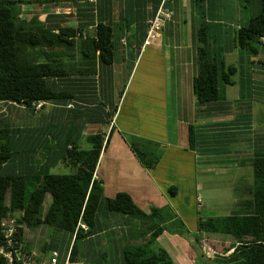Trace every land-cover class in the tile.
Returning a JSON list of instances; mask_svg holds the SVG:
<instances>
[{"label":"crops","instance_id":"crops-1","mask_svg":"<svg viewBox=\"0 0 264 264\" xmlns=\"http://www.w3.org/2000/svg\"><path fill=\"white\" fill-rule=\"evenodd\" d=\"M39 1V23L55 30L77 28L76 41L92 35L97 23L113 26L114 59L110 64L96 61L94 72L84 71L91 64H83L75 50L72 73L53 79L64 93L62 98L42 101L39 110L22 106L26 110H20L23 124L10 129L11 135L17 136L9 138L13 157L4 170L23 173L25 186L29 180L32 190L46 174L75 173L74 161L65 157L66 148L89 149V136L100 133L103 149L93 176L102 181L103 196L126 192L150 217L109 211L103 201L92 232L78 241L82 248L77 246V261L69 260L74 235L43 222L23 226L25 249L44 262L57 250V264H84L88 260L103 264V257L108 256L115 264L121 260L123 248L143 243L158 228V214L156 218L151 215L154 207L165 210L169 216L166 225L171 228L177 218L187 228L184 216L194 217L191 228L195 231L197 170L208 160L198 148L214 142L237 145V152L241 146L243 151L264 153V45L256 55L248 56L234 41V30L255 8L246 10L241 0H168L172 20L150 45L143 46L147 24L161 0ZM52 1L57 6L54 10L49 7ZM226 23L235 25L223 26ZM203 25L211 55L223 54L226 64L238 68L233 83L220 86L219 97L204 103L198 101L192 85L200 44L195 33ZM42 110L39 117L34 115ZM257 112L263 118H258ZM152 145H157V153ZM204 148L206 145L200 150ZM139 149L148 153L151 167L138 156ZM171 187L176 188L174 193ZM50 202L47 194L41 218ZM167 231L157 236V243L176 264H190L185 254L191 240L169 231L165 234ZM25 242L31 244L32 251Z\"/></svg>","mask_w":264,"mask_h":264},{"label":"trees","instance_id":"trees-1","mask_svg":"<svg viewBox=\"0 0 264 264\" xmlns=\"http://www.w3.org/2000/svg\"><path fill=\"white\" fill-rule=\"evenodd\" d=\"M254 4V13L234 30L235 46L247 51L248 56L258 53L256 44H263L260 37L264 35V0H255ZM77 31L72 27L55 30L40 24L37 15H32L28 20L22 18L16 1L0 0V101L32 108L38 101L62 98L64 93L57 89L53 79L72 73L75 50L83 64H91L84 71L94 72L96 61L103 64L113 62V26L97 23L95 32L79 41L74 39ZM206 32L203 25L195 33V39L200 44L197 48V70L192 80L193 91L202 103L216 100L220 95V86L232 84L238 70L236 65L225 63L223 54L211 55ZM3 130L0 129V137L4 134ZM89 140V149L70 145L65 150V157L73 160L77 167L75 173L46 174L28 193L23 173L4 170L5 164L13 157L8 139L0 144V247L4 243L3 219H16L15 237L22 244L23 226L34 227L43 222L74 235L69 249V260L74 262L77 261L78 241L92 232L101 202L105 201L106 209L112 212L139 218L150 217L138 208L126 192H118L110 198L103 196L102 181L93 175L104 137L95 133L89 136ZM192 141L190 127L189 142ZM136 151L151 167L153 162L145 159L147 152ZM252 165L254 182L250 189L251 197L237 202L228 214L204 217L197 211L194 232L186 228L179 218L170 224L173 228L167 226L169 216L165 215V210L154 207L151 215L155 217L158 214V228H154L143 243L123 248L122 258L115 264H176L167 250L157 243L156 238L163 230L189 240L194 235L192 239L196 242L201 232L223 234L234 240L229 254L215 255L212 260L199 264H264V154H256ZM175 189L171 187V192L174 193ZM47 194L51 202L41 218V208ZM81 223L87 228L80 226ZM55 251L58 256V251ZM0 264H8L2 254ZM11 264L21 262L14 259Z\"/></svg>","mask_w":264,"mask_h":264},{"label":"rangeland","instance_id":"rangeland-1","mask_svg":"<svg viewBox=\"0 0 264 264\" xmlns=\"http://www.w3.org/2000/svg\"><path fill=\"white\" fill-rule=\"evenodd\" d=\"M14 1H16V4L20 7V16L22 18L28 17L31 13L37 12L40 6H42L39 0ZM41 1L44 2L45 0ZM254 1L255 0H241V2L247 6L246 10L250 11L255 8ZM49 7L54 10L57 6L56 3L52 1ZM38 13L39 11L36 15H38ZM235 21H237V16ZM230 25L231 27H234L235 24L226 23L223 26L228 27ZM256 46L258 49H262L263 47L261 44H256ZM232 61L234 60H231V62ZM256 104L258 103L256 102ZM49 107L50 105H48V108ZM20 110L23 112L26 111L25 108H22V105H18L17 103L0 101V129H5L3 130L4 134L0 137V144L5 143L6 139L9 141V138H15V136H17L11 135L10 129L22 127L23 118L22 114H20ZM43 111L45 110L35 113L34 115L39 117ZM257 117L263 118L262 113L257 112ZM14 141L19 143L18 139ZM205 145L206 148L200 150ZM205 145L198 148L202 154H207L208 160H205L206 162L199 166L197 170L196 186L194 187L196 199L195 204L200 214L204 217L223 216L235 208L237 202L251 197L250 189L254 182L252 159L256 154L253 150L243 151L241 146H239L240 152H237V145H232L231 147L228 146L227 143L215 144L214 142H207ZM151 147L155 153L159 151L157 145H152ZM16 150H18V153H22L23 151L19 148ZM145 159H151L148 157V153H145ZM26 191L27 193L30 191L29 180H27ZM197 197L199 198L197 199ZM183 219L187 223V228L190 231H194L191 228L194 224L193 221H195L194 217L184 216ZM165 234H168V231ZM193 237L194 235L191 237V247L188 249V252H186L187 254H185V258L188 259L190 264H199L203 261H210L215 255H227L232 251V247L235 244L230 236L223 234L201 232L197 236L199 237V241L197 242L192 239ZM25 243L27 248L32 251L33 247L31 244L29 242ZM161 243L163 244V242ZM78 248L79 250L82 248L81 242H78ZM103 260V264H113V262L110 261L109 256L107 259L106 257H103ZM84 264L95 263L88 260L87 262L85 261Z\"/></svg>","mask_w":264,"mask_h":264},{"label":"built area","instance_id":"built-area-1","mask_svg":"<svg viewBox=\"0 0 264 264\" xmlns=\"http://www.w3.org/2000/svg\"><path fill=\"white\" fill-rule=\"evenodd\" d=\"M94 1V0H90ZM168 0H161L154 16L149 20L146 27V34L142 45H150L154 39L159 35L161 30L166 26V24L172 20L173 10L166 5ZM261 42L264 44V35L260 37ZM44 102L38 101L34 104V109L39 110L43 106ZM199 197H197L198 199ZM4 243L0 247V254H2L8 264L15 259L20 261L21 264H57V252L52 251L49 260L39 261L33 254L26 251L23 244L16 239L15 234L17 232V221L14 217H7L1 222ZM85 227V225H82Z\"/></svg>","mask_w":264,"mask_h":264}]
</instances>
